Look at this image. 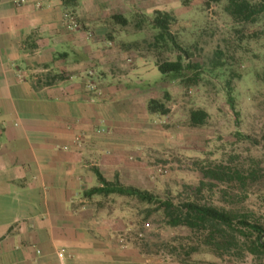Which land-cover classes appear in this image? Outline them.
<instances>
[{"label":"rangeland","instance_id":"374dc122","mask_svg":"<svg viewBox=\"0 0 264 264\" xmlns=\"http://www.w3.org/2000/svg\"><path fill=\"white\" fill-rule=\"evenodd\" d=\"M120 1L131 6L115 14L106 12L98 21L104 30L82 25L77 11H65L64 20L68 31L87 35L92 59L71 83L86 90L91 99L102 97V89L142 90L148 103L157 100L168 109L166 114L151 113L147 103V120L141 123H132L125 119V111L121 113L124 117L118 125L133 132L127 138L142 143L132 146L124 159V167L132 168L126 172L136 175L138 168V188L162 200L178 204L195 199L230 208L264 227V12L245 21L228 13V0H148L138 6ZM247 1L252 6L261 3ZM156 10L175 18L171 30L180 50L155 45L156 31L149 21ZM70 12L78 29L68 28ZM116 14L125 16L128 25L115 23L111 18ZM29 43L30 49L36 46ZM178 59L192 67L183 78L159 72L158 62ZM35 69L31 77L38 87L55 75L63 79L54 85L72 81L66 70L44 65ZM199 109L207 111L209 119L205 126L195 127L189 115ZM218 166L225 167L230 177L213 178L210 171ZM237 171L248 177L247 183L234 178ZM97 196V214L107 225L121 227L112 241L122 249L137 250L143 259L166 264H264V253L250 252L255 239L250 230L230 252L217 251L203 243L204 231L169 226L160 205L119 194Z\"/></svg>","mask_w":264,"mask_h":264},{"label":"crops","instance_id":"0c3cea01","mask_svg":"<svg viewBox=\"0 0 264 264\" xmlns=\"http://www.w3.org/2000/svg\"><path fill=\"white\" fill-rule=\"evenodd\" d=\"M129 6L120 0H0V264H166L117 247L112 240L121 227L97 214V195L85 196L100 186L97 168L109 181L119 175L122 184L125 179L138 188V168L129 174L123 161L142 143L127 138L132 129L117 121L124 111L132 123L147 120L148 97L108 88L91 99L71 83L92 59L87 35L68 31L64 12L77 11L81 24L98 25V32L106 12ZM43 65L66 70L72 81L38 87L31 75ZM104 129L109 133L99 132ZM62 250L67 258H59Z\"/></svg>","mask_w":264,"mask_h":264},{"label":"trees","instance_id":"16d2710c","mask_svg":"<svg viewBox=\"0 0 264 264\" xmlns=\"http://www.w3.org/2000/svg\"><path fill=\"white\" fill-rule=\"evenodd\" d=\"M228 2L227 11L235 19L242 18L245 21H250L253 20L255 15L264 12V0H261V3L256 6H252L247 0H228ZM70 15H74L73 12L67 14V16ZM111 19L122 26H127L129 23L125 16L119 14L113 15ZM174 21L175 18L169 12L161 10L154 12L152 19L149 21V25L156 31V46L166 44L174 50H180V45L171 30ZM157 67L163 76H175L178 78H183L184 72L192 68L190 65H185L181 59L158 62ZM62 79L63 77L55 75L49 78V82L45 86L54 85V82ZM197 79V75L194 76L193 82H196ZM230 100H232L231 95H229ZM148 109L151 113L166 114L168 112L165 105L159 103L157 100H151L148 103ZM208 119L209 114L203 109L192 110L189 115L190 125L195 127L205 126ZM94 172L100 186L85 192L87 198L95 195L109 196L111 194H119L135 197L142 203L160 205L164 210L169 226H183L192 231H204L206 235L203 243L216 247L217 251L223 250L230 252V248L239 244V237H248L246 231L250 230L252 235L255 234V239L251 241L250 252L253 254L264 253V227L257 222H252L248 214L213 204L203 205L195 199H189L183 203L175 204L173 200H162L148 190L125 186L120 182L119 175H116V181H109L98 168L94 169ZM210 173L214 174L213 178L220 179L223 175L230 177V172H227V169L225 170V167L222 166H218L216 170L210 171ZM234 178L242 183L244 182L243 184L247 183L248 180V177L238 171L234 173Z\"/></svg>","mask_w":264,"mask_h":264},{"label":"built area","instance_id":"2783aa9c","mask_svg":"<svg viewBox=\"0 0 264 264\" xmlns=\"http://www.w3.org/2000/svg\"><path fill=\"white\" fill-rule=\"evenodd\" d=\"M67 23H68V28L70 30H75V29H78L79 27V23L77 21V18L75 17V15H70V16H67ZM92 76L94 73H90ZM66 256V253L65 251H60L59 253V258L60 259H64Z\"/></svg>","mask_w":264,"mask_h":264}]
</instances>
